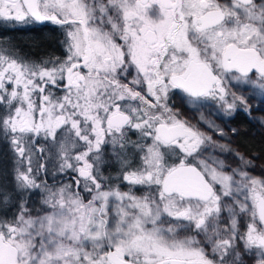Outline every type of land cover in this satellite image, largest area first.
<instances>
[{
    "label": "snow or ice",
    "instance_id": "snow-or-ice-1",
    "mask_svg": "<svg viewBox=\"0 0 264 264\" xmlns=\"http://www.w3.org/2000/svg\"><path fill=\"white\" fill-rule=\"evenodd\" d=\"M0 21L65 52L0 45V264H264V175L203 111L264 125V0H0Z\"/></svg>",
    "mask_w": 264,
    "mask_h": 264
},
{
    "label": "flooded vegetation",
    "instance_id": "flooded-vegetation-1",
    "mask_svg": "<svg viewBox=\"0 0 264 264\" xmlns=\"http://www.w3.org/2000/svg\"><path fill=\"white\" fill-rule=\"evenodd\" d=\"M34 24H37V22L21 25V24H16V22L14 23V22L0 21V45H5L1 36L6 28L30 26ZM46 26L49 29L53 37V40H56L57 42L56 48L49 50L47 52L46 58L51 56H63L65 54L64 48L59 42L60 39H62V33L55 25L46 23ZM18 56L22 57L20 54H18ZM170 103L174 108H179L181 113L186 118L192 119L193 122L199 120V114L193 116L192 110L188 108L186 105L182 106L180 99L178 97L174 96L173 100L170 101ZM203 111L206 116H209L210 119L215 120L216 123L220 125V127L224 128L225 132L228 133V135L225 137H220L217 135L214 137L215 139L219 140L220 143L230 144L233 149L239 150L246 157L252 159L254 162V166L250 170L257 168L264 169V125L259 123V113L254 112V116L256 117V119L249 118L245 115H238L234 119H231V122H229L228 117L218 118L220 114L217 112V109L215 107H209L207 109H204ZM231 128H237L238 134L233 135L231 132H229L228 130ZM205 130H208L206 129V126H205ZM208 131L210 132L211 130ZM0 144H2L0 147V184H3L7 187H11L12 183L14 182L13 181L14 160L12 158L13 154L11 153L10 149L6 146L4 142H0ZM209 151L212 150L209 149ZM215 155L220 156L221 159L227 158L228 160H230L229 162L232 163L233 166H236L237 158L234 157L231 153L228 152L221 153L219 152L218 149H216ZM45 163L47 165V172L42 171L40 173L41 178L46 179L48 183L53 186H59L60 184L69 182L71 175H73L72 173L68 172L61 174L56 172L54 167L55 165L54 160L49 159L45 161ZM111 174L113 176L116 175L115 172H112ZM251 174H255V173H251ZM36 206H39L38 200L36 201Z\"/></svg>",
    "mask_w": 264,
    "mask_h": 264
},
{
    "label": "trees",
    "instance_id": "trees-1",
    "mask_svg": "<svg viewBox=\"0 0 264 264\" xmlns=\"http://www.w3.org/2000/svg\"><path fill=\"white\" fill-rule=\"evenodd\" d=\"M1 38L5 46L30 61L45 59L57 45L46 24L6 28Z\"/></svg>",
    "mask_w": 264,
    "mask_h": 264
},
{
    "label": "rangeland",
    "instance_id": "rangeland-1",
    "mask_svg": "<svg viewBox=\"0 0 264 264\" xmlns=\"http://www.w3.org/2000/svg\"><path fill=\"white\" fill-rule=\"evenodd\" d=\"M16 24H21V25H26L25 23H19V22H16ZM14 51V50H13ZM14 53L18 56V53H16L15 51H14ZM1 145L2 144H0V147H1ZM228 161H230V160H228ZM250 172L251 173H255V174H252V175H254V176H262V175H264V169H252V170H250ZM3 173V172H2ZM4 176V175H3ZM2 176V177H3ZM7 176V175H6Z\"/></svg>",
    "mask_w": 264,
    "mask_h": 264
},
{
    "label": "water",
    "instance_id": "water-1",
    "mask_svg": "<svg viewBox=\"0 0 264 264\" xmlns=\"http://www.w3.org/2000/svg\"><path fill=\"white\" fill-rule=\"evenodd\" d=\"M38 23V22H37ZM40 24V23H39Z\"/></svg>",
    "mask_w": 264,
    "mask_h": 264
}]
</instances>
